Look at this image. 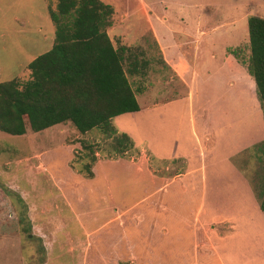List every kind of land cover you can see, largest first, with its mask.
Wrapping results in <instances>:
<instances>
[{
    "label": "rangeland",
    "instance_id": "374dc122",
    "mask_svg": "<svg viewBox=\"0 0 264 264\" xmlns=\"http://www.w3.org/2000/svg\"><path fill=\"white\" fill-rule=\"evenodd\" d=\"M104 1L139 109L108 136L0 131V264H264V115L246 68L264 0ZM54 2L0 0V82L49 47Z\"/></svg>",
    "mask_w": 264,
    "mask_h": 264
},
{
    "label": "trees",
    "instance_id": "16d2710c",
    "mask_svg": "<svg viewBox=\"0 0 264 264\" xmlns=\"http://www.w3.org/2000/svg\"><path fill=\"white\" fill-rule=\"evenodd\" d=\"M47 12L53 24L51 47L26 63L18 76L0 82V131L21 135L68 122L79 133L97 129L108 136L113 117L139 109L126 77V70L138 72V63L125 47L114 46L106 32L113 23L112 7L104 0H55ZM246 27V68L264 115V18L248 15ZM132 145L125 133L114 137L117 154ZM85 147L89 162L82 170L90 176L95 155L91 146ZM258 199L264 218V184Z\"/></svg>",
    "mask_w": 264,
    "mask_h": 264
},
{
    "label": "crops",
    "instance_id": "0c3cea01",
    "mask_svg": "<svg viewBox=\"0 0 264 264\" xmlns=\"http://www.w3.org/2000/svg\"><path fill=\"white\" fill-rule=\"evenodd\" d=\"M42 41H47V42H49V47L48 48H46V50H48L50 47H51V44H52V41H53V33L51 34V33H49V31L48 30H46V31H44V33H43V36H42ZM45 50V51H46ZM39 54V53H38ZM38 54H36L35 56H37ZM35 56H33L32 58H34ZM164 58H166L165 56H164ZM179 58V57H178ZM132 113V112H131ZM59 124H61V123H59ZM175 176H171V178L170 179H176L180 174L178 173V174H174Z\"/></svg>",
    "mask_w": 264,
    "mask_h": 264
}]
</instances>
